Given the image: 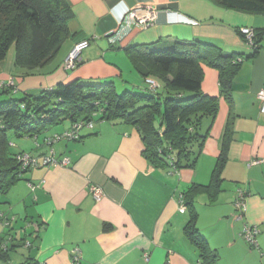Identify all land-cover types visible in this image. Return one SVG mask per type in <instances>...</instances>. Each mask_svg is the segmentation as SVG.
<instances>
[{
  "label": "crops",
  "instance_id": "1",
  "mask_svg": "<svg viewBox=\"0 0 264 264\" xmlns=\"http://www.w3.org/2000/svg\"><path fill=\"white\" fill-rule=\"evenodd\" d=\"M67 2L72 10L69 37L55 61L36 75L21 76L13 46L0 62V79L12 80L15 86L0 98L37 97L75 81H112L117 88L148 92L147 80L152 79L163 90L159 79L143 78L130 61L126 49L137 45L157 44L159 50H167L201 40L224 55L246 59L254 50L241 30L250 28L262 33L261 48L237 71L232 105L220 92L219 71L202 65V91L218 99L219 109L212 123L209 118L203 121L202 130L209 129V135L192 168L153 167L143 155L138 131L109 121L84 129L79 141H60L52 148L43 145L44 139L68 130L69 122L58 132L44 134L42 142L41 136L29 138L33 141L29 150L13 152L18 146L13 139L14 154L26 152L42 159L53 150L58 160L69 159V165L32 168L6 196L0 195V206H5L0 207V241L15 247L10 260L0 264H74V251L80 264H198V252L184 232L190 214L188 209L180 212L189 202L197 212L198 229L220 264H264V114L257 96L264 89V14L225 9L210 0ZM139 5L158 8L154 26L134 29L122 43L111 45L109 38L123 16ZM184 17L198 25L186 23ZM83 40H89L90 47L75 70H66L68 55ZM224 143L223 182L213 197L204 188L212 181ZM92 186L103 189L100 201L93 197ZM238 190L247 194L241 219L234 205ZM247 223L260 229L259 249L240 235ZM21 239L30 246L20 247Z\"/></svg>",
  "mask_w": 264,
  "mask_h": 264
},
{
  "label": "trees",
  "instance_id": "2",
  "mask_svg": "<svg viewBox=\"0 0 264 264\" xmlns=\"http://www.w3.org/2000/svg\"><path fill=\"white\" fill-rule=\"evenodd\" d=\"M210 1L229 10L264 14V0ZM71 18L72 10L67 0H0V62L14 46L15 68L21 76L38 74L57 58L69 37ZM253 31L250 46L254 53L246 59L255 57L261 48L262 33ZM156 46L137 45L126 52L137 72L143 78L154 76L159 79L164 84L163 90L151 89L147 84L148 92H119L112 81L98 85L75 81L61 83L37 97L0 103V195L6 196L32 168L44 166V157L53 151L42 159L30 153L14 154L12 140L37 138L66 122L71 124L69 131L80 122H92L94 127L95 122L109 121L135 128L144 144L143 155L153 167L192 168L209 135V129L202 130L203 121L209 118L212 123L219 109L218 99L202 91V65L219 71L220 92L232 105L233 79L246 59L236 54L224 55L215 45L201 40L181 42L167 50H159ZM13 87L4 86L0 95ZM84 129L89 128H83L79 138L71 141L81 140ZM56 134L46 137L43 145L52 148L55 143L47 141ZM226 143L212 181L204 188L213 197L221 191L222 172L227 162ZM23 155L38 159V165L25 167L18 161ZM186 208L190 220L184 232L198 252V264H220L219 255L198 229L194 204L189 202ZM23 244L26 245L23 242L20 247ZM14 249L0 241V262L9 261Z\"/></svg>",
  "mask_w": 264,
  "mask_h": 264
},
{
  "label": "built area",
  "instance_id": "3",
  "mask_svg": "<svg viewBox=\"0 0 264 264\" xmlns=\"http://www.w3.org/2000/svg\"><path fill=\"white\" fill-rule=\"evenodd\" d=\"M158 14V8L156 7H148V6H137L131 10H129L121 19L119 26L117 30L113 33V35L109 38V42L111 45H116L122 43L134 29H148L154 26L155 20L157 18ZM183 21L186 23H190L193 25H198L197 21L191 20L190 18L184 17ZM242 35L245 36L246 41L249 45L253 44V38H254V31L250 28H243L241 30ZM90 47V41L89 40H83L77 43L70 54L68 55L66 61H65V69L66 70H75L79 63L81 62V55L82 53L87 50ZM147 84L150 86L151 89H159L158 84L152 80L148 79ZM4 86L13 87L14 81L10 80L8 83H5L0 79V90ZM258 98L261 102V112L264 114V89H261L258 92ZM93 128L92 122H80L72 127L71 131H65L61 134L54 135L53 138L48 139L47 143H57L60 141H71L76 140L79 138V132L83 128ZM53 141V142H52ZM18 161L21 163H24L23 165L26 167L28 165L37 166L38 165V159H33L29 155H23L18 157ZM42 165L44 166H50V165H61V166H68L69 165V159L64 158L62 161H59L56 157L53 151L51 154L47 157H44ZM91 193L93 197L100 201L102 197L104 196V191L99 186H92L91 187ZM246 196L247 194L243 190H238L237 197L235 199V208L240 213V219L243 217V215L246 213L247 210V204H246ZM187 211V208L185 205H183L180 208L181 213H185ZM241 237L246 241L247 244H249L251 247L255 249H259V242H258V236L260 235V229L257 225L252 224H245L243 227V230L241 232ZM26 246L29 247L30 243H26ZM145 258H147V255H145ZM80 257L78 254V251H74L73 255V263H79Z\"/></svg>",
  "mask_w": 264,
  "mask_h": 264
},
{
  "label": "rangeland",
  "instance_id": "4",
  "mask_svg": "<svg viewBox=\"0 0 264 264\" xmlns=\"http://www.w3.org/2000/svg\"><path fill=\"white\" fill-rule=\"evenodd\" d=\"M93 84H96V83H93ZM96 85H98V84H96ZM120 87V86H119ZM118 87V91L119 92H123V91H125L126 89H123V88H119ZM8 94H3L1 97H6ZM12 99H16V100H19V99H22L21 97H15V96H12L11 97ZM0 99H4V100H1L0 101V103H3V102H8V101H10L11 99L10 98H0ZM69 125V123L67 122V123H65V126H68ZM64 127H62V125H60V126H57V127H53V128H51L48 132H46L45 133V135H49V134H51V133H54V132H58V131H60V130H62ZM84 131V130H83ZM44 135V134H43ZM43 135H41V137H40V141L42 142V140H43ZM31 139V138H30ZM29 138H28V140H22V139H14V141H15V143H17V147L14 149V148H12L13 149V152H16V151H18V150H29L28 148H31V146H32V143H33V141L32 140H30ZM23 141H26V142H23ZM18 142H20V143H18ZM28 144H30V145H28ZM26 153V152H25ZM0 199L3 201V199H2V197H0ZM2 201H0V202H2ZM0 207H2V209L5 207V206H0ZM5 210V209H4ZM6 211V210H5ZM190 216V215H189Z\"/></svg>",
  "mask_w": 264,
  "mask_h": 264
}]
</instances>
